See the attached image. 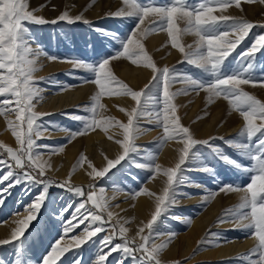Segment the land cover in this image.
Returning a JSON list of instances; mask_svg holds the SVG:
<instances>
[{
	"label": "snow or ice",
	"instance_id": "6c2138e0",
	"mask_svg": "<svg viewBox=\"0 0 264 264\" xmlns=\"http://www.w3.org/2000/svg\"><path fill=\"white\" fill-rule=\"evenodd\" d=\"M249 2H254V0H249ZM260 2L264 3V0ZM240 3L241 0H197L196 3H190L189 0H123L124 6L109 15L113 18H132L135 21V28L124 36L115 31L95 28V32L111 38V41L118 42L119 49L114 55L104 56L94 63H88L71 57L50 55L44 52L40 45L33 47L34 38L27 26L49 23L55 25L63 21L68 24L83 22L93 27L84 18L83 13L72 17L65 11L58 18L47 20L34 14L39 9L29 10L28 0H0V97H3L0 99V116L5 117L8 128L18 145V148L13 149L0 144V149L7 154L6 159H0V170L7 169L3 175H0V184L8 182L5 187L0 188V207L11 195L10 190L17 185H24L25 194H31L32 189H39L32 201L25 206L27 216L18 220V226L12 230L10 238L0 240V246L11 244L13 241L20 242L19 246L14 245L16 250L12 261L0 260V264H26L23 259L21 237L24 236L30 221L36 218L48 202L51 186L59 187L76 197L83 198L75 206L69 204L57 213L64 233L72 231L79 224L85 225L81 234L75 237V247L79 248L98 233L111 229V233L99 241L98 256L94 264H107V257L113 252L121 254L116 264H129V262L130 264H162L161 253L175 233H169V239L165 242L157 243L161 234L156 231L154 225L157 224L158 218L166 214L171 205L176 203L178 189L186 182L185 172L188 169L185 166L194 164L203 173L213 177L217 176L214 167L202 158L203 154L197 149L198 145L206 146L209 156L250 174V182L246 185L221 184L217 192L208 194V198L219 193H240L239 204L234 209L228 210L226 215L230 221L234 222L236 228L244 230L246 235L255 241V247L242 259L246 261V264H264V102L241 87L248 84L253 86L259 84L264 87V74L259 77L255 75V53L264 49V35H259L250 49L236 58L235 68L230 67L225 64V61L248 35L254 24L230 15H213L215 11L226 10L232 5L240 8ZM91 6V4L88 5V7ZM181 24L184 27H181ZM142 25L144 27H141ZM156 32H166L172 47L182 54L183 62L195 66L201 70L203 75L194 77L188 73H179L175 67L158 68L142 43L144 38ZM184 34L194 35L197 38L195 43L185 47L180 42V37ZM230 35L235 36V39H228ZM41 55L49 61L71 62L74 69L87 70L93 74V79L84 82L93 83L98 89L91 98V104L83 106L84 111L90 115L66 113L70 118L81 122L77 130L64 129L69 133V142L72 138L87 135L98 127L105 134L108 133L109 127L122 130L123 140H117L116 143L120 145L123 152L117 159L107 160V165L101 170H97L91 162H88V167L92 169L88 175L93 180L105 177L110 169L125 160L132 161L137 168L154 174L162 173L167 177L162 195L155 196V211L151 219L138 229L139 243H136L135 237L132 239L127 237L128 229L123 224L119 225L118 232L116 225L109 224L114 213L109 208V201L104 196L103 188H100V194L97 195L91 191L95 185H89V191L85 193L81 187L72 186L68 180L56 183L51 179H43L46 169L41 160L45 153L41 150L51 148L52 152H62L64 146L53 148L37 143V140L45 133L60 130L59 126L49 128L38 123L42 116L50 114L37 113L34 110L33 101L38 102L43 99L41 95L43 89L39 85L45 78L37 80L34 76L38 70L37 61ZM119 58L128 59L133 65L151 69L152 78L144 89L133 90L111 73L110 61ZM47 80L60 88L64 87L52 77ZM176 83H181L184 87L173 92L171 88ZM200 91L207 93L209 102L215 98H224L230 108L243 118L244 124L239 132V139L228 140L225 143L250 160L249 166L242 165L224 153L219 145L214 143L216 137L206 140L196 139L190 129L181 124L180 117L177 115V105L174 103L175 98L189 92L199 94ZM105 95L126 96L135 102V107H132L130 111L124 108L119 109L127 116L126 123L114 117H102L101 98ZM13 115L15 121L10 119ZM142 119L147 123L155 122L162 127L163 137L158 148H162L171 140L183 144L174 167L162 169L161 165L156 163L158 153L147 151L143 162L135 161L132 154H139L138 146L135 144L136 137L142 131L151 130L142 128L139 123ZM49 123L52 124V122ZM108 138L113 139L112 136ZM219 139L224 138L219 137ZM86 159L81 154L77 166L82 165ZM15 169L21 171L17 172ZM153 178L154 175L149 177V179ZM141 194L155 195L147 189H137L132 193V198L135 199ZM89 203L91 207L87 206ZM72 208L74 210L71 217H65L63 214ZM105 213L107 219H105ZM220 222L228 221H217V223ZM106 224L108 228H105ZM145 229H148L147 235H144ZM210 235L214 238L213 241L205 239L200 243L218 244L221 239L220 234L211 233ZM117 236L121 238L122 243L113 244ZM93 243L96 242L93 241ZM104 249L108 251L104 252ZM68 250L60 247L57 241L51 247L50 252L42 258L40 264H57L60 257ZM64 264H83V257L79 253H74L65 258Z\"/></svg>",
	"mask_w": 264,
	"mask_h": 264
},
{
	"label": "rangeland",
	"instance_id": "374dc122",
	"mask_svg": "<svg viewBox=\"0 0 264 264\" xmlns=\"http://www.w3.org/2000/svg\"><path fill=\"white\" fill-rule=\"evenodd\" d=\"M189 2L196 3L197 0H189ZM28 3L29 10L39 9V11H35L34 14L47 20L56 19L65 11H67L72 17L83 13L84 18L93 26L89 27L83 22L68 24L63 21H60L55 25L50 23L45 25H27L30 28L31 36L34 38L35 43L33 47L40 45L44 52L54 56L71 57L73 59L84 60L88 63H94L104 56L114 55L119 49L118 42L111 41V38H106L101 33L95 32V28L99 27L109 31H115L121 36L128 35L129 32L135 28V21L132 18H113L109 15L124 6L123 0H95L94 3L93 0H39V3L36 4H30L31 1L28 0ZM90 4L92 6L88 7ZM86 8L87 11H85ZM221 14L242 18L254 24V27L250 30L248 35L236 47V49L231 52L225 61V64L235 68L237 66L236 58L239 57L241 53L250 49L251 45L259 35H264V27H260V25H264V3H261L260 0H254V2L241 0L240 8L232 5L226 10H217L213 13V15L216 16H220ZM180 26L184 27L183 24ZM141 27H144V25ZM156 34L160 36L161 39L152 41L151 38L155 37ZM196 39L197 38L194 35L184 34L180 37V42L186 47L187 45H193ZM228 39H235V36L230 35ZM142 43L158 68L162 69L167 66L171 69L175 67L179 73H188L194 77L203 75L201 70L197 69L195 66L183 62L182 54L176 48L172 47L170 38L166 32L152 33L147 38H144ZM42 58L44 59L43 65H46L44 69L47 70V72L36 79L39 80L42 77L45 78L39 85L40 88L43 89L45 95L50 96L62 94L64 90L67 89H82L83 94L81 95L82 99L73 103L70 107L55 114L44 115L41 117L38 123H42L49 128L59 126L60 130L45 133L42 138L37 140V143L49 145L53 148L63 145L64 151L65 148L70 146L75 139L82 140L91 133H101L107 136L109 131L119 129L109 127L108 133L105 134V132L98 127L95 131H91L87 135L72 138L70 142L69 138L57 137L61 133L69 135L64 129L77 130L81 126L80 121L70 118L66 113H74L81 116L90 115V113L84 111L83 106L91 104V98L97 93L98 89L95 84L84 82L85 80L90 81L93 79V74L87 70L74 69L71 62L49 61L43 55ZM255 65V75L259 77L264 74V49H260L255 53ZM109 70L118 80L126 83L130 88L136 91L144 89V86L149 84V81L152 78L151 69L133 65L130 60L125 58L111 60ZM49 77H52L64 87L60 88L56 84L49 83L47 80ZM183 87V84L176 83L172 86L171 91L175 92L181 90ZM241 87L244 91H247L249 94L254 95L257 99L264 102V87L259 86V84L256 86L248 84L242 85ZM174 103L177 105V115L180 117L181 124L188 127L196 139L206 140L210 137H216L217 139H215L214 143L219 145L224 153L244 166H249L251 164V161L246 157L241 156L238 150L225 143V141L228 140H238L239 132L244 124L243 118L238 112L230 108L227 100L220 97L209 102L207 93L200 91L199 94L193 92L181 94L175 98ZM101 104L103 105V108L100 109L102 117H114L123 123L127 122V116L119 109L124 108L127 111H130L132 107H135V102L132 101L130 97L121 95H105L101 98ZM36 109L37 108L34 110L37 113H45L41 112L39 110L40 108ZM0 117L5 119L3 116ZM49 122H52V124ZM139 123L143 129L151 130L142 131L136 137L135 144L138 146L139 154H132L135 161L143 162L144 154L147 151L158 153L156 163H159L162 169L174 167L178 161L179 154L175 157V161H177H174V164L172 163L171 165L163 163L162 158L160 157L168 144L171 143L176 145L178 152L183 148V144L178 143L176 140H171L165 143L162 148H158V144L163 137L162 127H159L155 122L147 123L146 120L143 119L140 120ZM257 123H259V121H257ZM205 126L207 128L204 130L203 128H205ZM120 131L122 133V130ZM54 134L57 135L51 137V135ZM219 137H223L224 139L220 140ZM197 149L203 154L202 158L206 159L214 167L217 176L213 177L203 173L199 167L194 164L185 166L188 169L185 172L186 182L178 189L176 203L171 205L167 213L162 214L161 217L158 218L157 224L154 225L156 231L161 234L156 241L157 243L165 242L169 239V233H175V236L171 238L170 242L172 244L176 242V250H172L174 252H171L170 254L172 244L169 242L168 244H170L171 247L167 246L161 253L160 258L162 264H246V261L242 258L244 255L248 254L253 247H255V241L247 236L244 230L236 228L234 222L230 221L229 217L226 215L228 210L234 209L239 204L240 193H219L211 198H208V194L210 192H217L221 184L246 185L250 182V174L235 169L234 167L223 163L218 158L209 156V150L206 146L198 145ZM41 151L45 153L41 160V163H44V165H47L45 158L63 153V151L52 152L51 148L42 149ZM81 152V150H78L77 152L75 158L77 162L80 159ZM122 152L117 154L113 159H117ZM6 158L7 154L4 153L3 149H0V159ZM46 165L45 176L43 179H51L56 183L65 181L62 178L55 177L54 173H52ZM93 167L97 170L103 168L99 163H95ZM6 171V168L0 170V175H3ZM15 171L20 172L21 170L15 169ZM153 175L154 178L149 179V177ZM159 177H163L162 179L166 186L167 177L162 173H151L145 169L135 167L132 161L125 160L122 161L120 165L110 169L103 178L98 177L87 184L69 182L74 187H81L85 193L89 191V185H95V188L91 189V191H94L97 195L100 194V188L105 190L104 193H128L132 200L131 207L134 208L135 203L146 195L141 194L133 199L132 193L137 189L150 190L149 186ZM7 183L8 182H4L3 184H0V188L5 187ZM10 191L11 195L7 197L4 201V205L0 207V226L10 225L12 227V220L25 213V206L32 201L33 196L39 191V189H32L31 194H25L24 185H17ZM154 194L155 196L157 195L155 192ZM48 195V202L42 207L36 218L30 221L29 226L25 230L24 236L21 237L23 242V259L26 261V264H40L42 258L50 252L51 247L57 241H59L60 247L69 249L62 257H60L57 264H64L65 258L74 253L82 255L83 264H94V261L98 256L99 241L105 235H109L111 229L98 233L87 243L82 244L81 247H75V237L81 234L85 225L79 224L72 231L64 233L60 227L61 220L57 213L60 212L62 207H66L69 204L75 206L83 198L76 197L73 194L66 192L64 189L55 186L49 188ZM193 198H195L196 201L189 204L188 200ZM216 198L220 202V205L215 211L211 206ZM87 206L91 207V204L89 203ZM47 208H51L52 212L54 211V214L52 215V212H50L51 210ZM73 210L74 208L68 209L63 215L70 218ZM152 213L153 210L148 209L149 215L147 213L146 215L151 219ZM104 216L105 219H107L106 213ZM196 219L202 221L201 225L203 226V229L195 237L193 236V245L191 243L190 251L188 254L185 253V255L184 252L187 242L183 237L188 234L192 226L191 223ZM206 219H208L207 222H205ZM221 220L228 222L217 223V221ZM118 222V219L115 218L109 221V224L117 226V232L119 231V225L121 224ZM146 222L147 221H145V223ZM130 226L133 227L130 223L126 228L128 229ZM105 228H108V224L105 225ZM211 233H219L222 241H226L227 243H242L243 246L240 244V247H244L245 243L248 242L246 245L247 247L238 252L232 253L227 258H204L202 254L212 251L217 245L215 243H200L205 239L213 241L214 238L210 235ZM147 234L148 229L145 230L144 235ZM126 235L129 239L133 238L129 232H127ZM10 236L11 233L8 235L0 234V240L8 239ZM135 239L136 243L140 242L139 239ZM93 241L96 243H93ZM119 243H122V240L117 236L113 240V244ZM19 244V241H13L11 244L0 246V260L6 262L12 261L16 250L14 245L19 246ZM197 249L199 250L197 251ZM103 251L107 252L108 250L104 249ZM120 255L119 252L111 253V255L107 257V264H116Z\"/></svg>",
	"mask_w": 264,
	"mask_h": 264
},
{
	"label": "bare ground",
	"instance_id": "6f19581e",
	"mask_svg": "<svg viewBox=\"0 0 264 264\" xmlns=\"http://www.w3.org/2000/svg\"><path fill=\"white\" fill-rule=\"evenodd\" d=\"M30 1H31L30 4L39 3V0H30ZM156 35L155 37L151 38L152 41L161 39L160 36L158 35L156 36ZM43 63H44V59L42 58V55H41L37 61L38 70L34 74L35 78L37 79L39 76L47 72V70L44 69L46 65H43ZM82 94H83L82 89L80 90H68L67 89V90H64L62 94H55V95H50V96L45 95L42 91L41 95L43 99H40L38 102L33 101V103L35 104V108L37 109L40 108L39 110L41 112H45L46 114H55L57 112L62 111L63 109L70 107L73 103L81 100ZM0 99H3V97H0ZM10 119L15 121V116L14 115L11 116ZM206 128L207 127L205 126V128L203 129L205 130ZM56 135L57 134L51 135V137H55ZM109 136H112L113 139H109L108 138ZM57 137L67 139L69 138V135L61 133ZM117 140H123V136H122L120 129H113L109 131L107 136L101 133H93V134L91 133L90 135H87L86 137H84L82 140L80 139L73 140L71 145L66 147L62 154L56 155V156L52 155L50 157L45 158V161L47 163V165L46 164L45 165L48 166V168L50 169L52 173H54L55 177L68 180L72 183L87 184L88 182L93 180L88 175V172L92 171L91 168L88 167V162H91L93 166L95 163H99L100 166L105 167L107 165V160H114L113 158L116 157L117 154L122 152L120 145L116 143ZM0 143L4 145H8L9 147H12L15 149L18 148L15 138L8 128L6 119H3L1 117H0ZM78 150H81L82 152L80 154H83L87 158L86 161L80 166H77L78 162L75 159ZM178 154L179 152H178L176 145H173L170 143L167 145L165 151L162 153L160 158H162L163 163H165L166 165H171L172 163L174 164V161L176 159L175 157ZM162 178L163 177L157 178L149 186L150 190L148 191L153 194L155 192L157 195H162L163 188L165 187V182L163 181ZM104 196L108 199L109 202H111L109 203V208L114 213L113 218L118 219L119 223L123 224L124 227L129 226L131 223L133 227L131 226H130L131 228L128 227V232L130 233L132 237L139 239V237L137 236L139 227L142 226V224L145 223V221L148 222L150 220V218L146 215V213L148 214V209H152L153 212L155 211V195L153 196L146 195L144 198L138 200L135 203L134 208L131 207L132 200H131V196L128 193H125V194L104 193ZM195 201L196 199L193 198V199L188 200V203L192 204ZM219 205H220V202L216 198L211 208H213V210L216 211ZM47 209L51 210V208H47ZM50 212H52V210ZM53 212L51 213L52 215L54 214ZM26 216H27V213L25 211V213L22 216L16 217L14 220H12V225H13L12 227L10 225L0 226V234L1 235L10 234L12 230L18 226V223H17L18 220L23 219ZM207 220L208 219H206L205 222H207ZM201 224H202V221L196 219L194 222L191 223L192 226L188 234H186L183 237V239H186V242H187V246H186L184 254L185 253L188 254V252L190 251L191 243L194 240V237L197 234H199V232H201V230L203 229V226ZM134 226H136L137 228ZM247 243L248 242L245 243L244 247H240V244L243 246L242 243H229V242L227 243L226 241H222V239H220L215 249H212V251L210 252L203 253L202 256L204 258H211V259L227 258L232 253L238 252L241 249L246 248ZM167 246L171 247L170 244H168ZM176 247H177V244L175 242L174 244H172V249H170V254L171 252L172 253L174 252L172 250L174 249L176 250Z\"/></svg>",
	"mask_w": 264,
	"mask_h": 264
}]
</instances>
